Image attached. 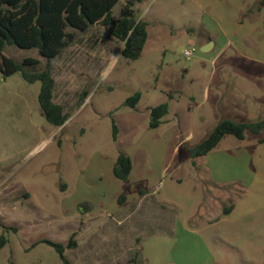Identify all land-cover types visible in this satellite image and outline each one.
<instances>
[{
	"label": "rangeland",
	"instance_id": "rangeland-1",
	"mask_svg": "<svg viewBox=\"0 0 264 264\" xmlns=\"http://www.w3.org/2000/svg\"><path fill=\"white\" fill-rule=\"evenodd\" d=\"M134 11L148 24L137 60L96 24L49 62L54 102L68 114L62 127L43 117L39 82L0 73V264H64L45 241L65 246L69 264H264V131L227 135L200 158L186 151L223 119L264 120V34L242 41L232 33L237 11L228 5L144 0ZM207 41L215 46L203 52ZM3 55L38 59L30 71L48 64L35 49ZM161 103L168 114L150 129V109ZM120 151L152 174L159 204L147 197L139 206L142 183L124 186L120 211L97 202L117 189L107 166Z\"/></svg>",
	"mask_w": 264,
	"mask_h": 264
},
{
	"label": "trees",
	"instance_id": "trees-1",
	"mask_svg": "<svg viewBox=\"0 0 264 264\" xmlns=\"http://www.w3.org/2000/svg\"><path fill=\"white\" fill-rule=\"evenodd\" d=\"M122 0H0V73L3 78L20 73L30 83H40L38 103L45 120L56 128L68 120L63 107L54 102L55 81L49 62L57 58L76 39L77 33H85L91 26L101 24L109 27L113 38L123 43L121 55L127 60H137L148 39V24L135 16L134 5L144 0H127L117 20L113 19V9ZM264 5V0H260ZM7 47L35 49L48 64L43 70L30 71L40 64L36 58L27 57L21 62L3 55ZM140 93L129 97L125 104L134 108L140 101ZM168 103H161L150 109L149 128L156 129L168 114ZM264 131V120L257 122H235L221 120L210 135L194 147L186 148L192 159L200 158L215 149L222 139L232 135L245 140L246 133L258 135ZM117 127L113 123V138L116 140ZM194 164V162H193ZM132 160L120 151L113 166V175L123 183L129 182ZM140 194L143 191H139ZM120 195L119 204L125 200ZM59 254L64 264H69L64 256L65 246L45 241ZM7 244L0 236V249ZM133 262H136L135 259Z\"/></svg>",
	"mask_w": 264,
	"mask_h": 264
},
{
	"label": "crops",
	"instance_id": "crops-1",
	"mask_svg": "<svg viewBox=\"0 0 264 264\" xmlns=\"http://www.w3.org/2000/svg\"><path fill=\"white\" fill-rule=\"evenodd\" d=\"M197 5L201 8H209L211 6L216 7V9L223 8L226 7V5L231 6L234 8L236 12L235 15V21L233 20V23H238L237 26H235V29L232 30V33L236 34L242 41H249V39L251 40V37L253 35H256V37L258 35L264 34V6L258 8V11H255L254 9V5L256 4V2H258V0H195ZM220 2V4L218 3ZM225 2V5L222 3ZM247 11V12H246ZM246 12L247 14L245 15L243 21H239L237 20L238 18V14L239 13H244ZM224 15V14H223ZM225 16V15H224ZM239 21V22H238ZM212 41V40H209ZM207 41V43L209 42ZM207 43H204L201 45L202 48H204ZM215 46V42L213 41V46ZM160 127V126H159ZM157 129V128H156ZM179 148V144L176 145L174 147V152L176 153V151ZM129 157L132 160V171L130 173L129 176V183H134L136 185H138V183H142L143 185L139 186L141 188V190L139 191H143V193L141 195H143V198L140 200L139 206L142 208L143 207V201L145 200V198L149 197L150 200H153L155 203L159 204V201L154 197L155 194H157V190L156 188V182H152V174L149 172H147L146 168H144V170L141 172L139 167L140 164L136 163L135 159L132 157V155H129ZM113 162L111 165L107 166V170L108 172H111V178H112V182H110L111 184L116 186V191L114 193H110L107 196H101L100 198L97 199L98 203H102L103 201V205H105L103 209H106V211L108 210L116 212V211H120V207H118V195H120L119 193L121 191H123L124 186L127 183H123L122 181L116 179L113 175V166H114ZM218 180H212V182H214V184H219L221 185L222 183H220ZM119 190V191H118ZM139 191H137L136 194L139 193ZM117 192V193H116ZM115 194H118L117 196ZM109 198V199H108ZM152 198V199H151ZM82 202H90L91 201L87 200L86 198H81L80 199ZM96 202V203H97ZM166 203H168V201H165ZM107 204V205H106ZM169 204V203H168ZM109 208H108V207ZM160 209H162L163 207L161 205H158ZM156 204V207H158ZM162 207V208H161ZM176 224L177 221L174 220L173 223L171 224L170 229H174L176 228Z\"/></svg>",
	"mask_w": 264,
	"mask_h": 264
},
{
	"label": "built area",
	"instance_id": "built-area-1",
	"mask_svg": "<svg viewBox=\"0 0 264 264\" xmlns=\"http://www.w3.org/2000/svg\"><path fill=\"white\" fill-rule=\"evenodd\" d=\"M196 48H192V49H186L183 53V56H185L186 58H190L193 56V54L195 53Z\"/></svg>",
	"mask_w": 264,
	"mask_h": 264
},
{
	"label": "water",
	"instance_id": "water-1",
	"mask_svg": "<svg viewBox=\"0 0 264 264\" xmlns=\"http://www.w3.org/2000/svg\"><path fill=\"white\" fill-rule=\"evenodd\" d=\"M210 46L212 47L213 45L211 43H208L204 48H202V51L208 52L210 50V48H209Z\"/></svg>",
	"mask_w": 264,
	"mask_h": 264
}]
</instances>
